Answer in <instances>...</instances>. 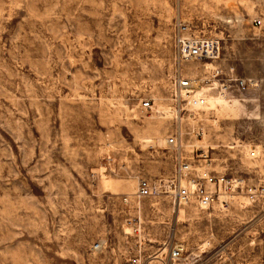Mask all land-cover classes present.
<instances>
[{
    "label": "rangeland",
    "instance_id": "obj_1",
    "mask_svg": "<svg viewBox=\"0 0 264 264\" xmlns=\"http://www.w3.org/2000/svg\"><path fill=\"white\" fill-rule=\"evenodd\" d=\"M179 23L216 59L179 60ZM178 78L203 82L178 103ZM168 137L243 186L204 210L134 199L171 179ZM175 243L181 264H264V0H0V264H154Z\"/></svg>",
    "mask_w": 264,
    "mask_h": 264
},
{
    "label": "built area",
    "instance_id": "obj_2",
    "mask_svg": "<svg viewBox=\"0 0 264 264\" xmlns=\"http://www.w3.org/2000/svg\"><path fill=\"white\" fill-rule=\"evenodd\" d=\"M257 26L259 21L254 22ZM188 27L178 24L175 28L173 43L176 49L177 58L181 61H213L217 57L214 44L196 39L189 33ZM212 77L218 76L217 71H212ZM203 81L178 78L174 84L175 95L178 103L180 98L190 95L195 90V84L200 85ZM237 91H246L248 84L245 81H238L235 84ZM230 86L222 83L219 85L221 93H227ZM143 110L150 109L149 101L142 103ZM165 145L177 154L176 166L169 181L164 179L148 180L141 179L137 182L134 199H156L162 196L169 197L173 205L184 206L195 203L200 209H209L220 199V193L229 189L240 188L243 181L228 180L223 175L213 174L208 166L200 169L193 168L192 164L180 156V141L176 137H168ZM252 199L253 195H249ZM126 201V199H125ZM98 249V245L93 247ZM165 255H153L151 263L154 264H181L185 254V245L175 243L165 250Z\"/></svg>",
    "mask_w": 264,
    "mask_h": 264
}]
</instances>
